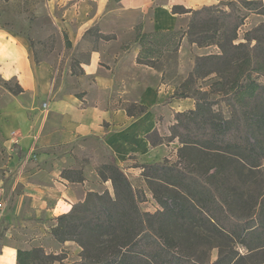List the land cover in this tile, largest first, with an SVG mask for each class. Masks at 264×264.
I'll return each mask as SVG.
<instances>
[{"label":"crops","instance_id":"crops-1","mask_svg":"<svg viewBox=\"0 0 264 264\" xmlns=\"http://www.w3.org/2000/svg\"><path fill=\"white\" fill-rule=\"evenodd\" d=\"M112 1L38 5V28L58 31L53 53L38 61L28 39L0 22V78L22 88L14 94L0 85V264H20L19 252L39 249L59 257L52 264H81L82 247L58 242L52 229L89 192L114 196L112 182L98 174L96 156H113L135 181L142 177L140 165L176 158L181 147L177 138L166 140L175 114L195 110L196 100L174 98L175 83L138 63V28L186 32L191 14L174 7L196 10L221 0ZM217 52L214 46H192L185 35L176 76L186 80L197 56ZM133 105L146 111L131 116L127 108ZM236 250L264 251L242 245Z\"/></svg>","mask_w":264,"mask_h":264},{"label":"trees","instance_id":"trees-1","mask_svg":"<svg viewBox=\"0 0 264 264\" xmlns=\"http://www.w3.org/2000/svg\"><path fill=\"white\" fill-rule=\"evenodd\" d=\"M173 10L191 14L187 31L143 33L138 28V63L163 72V80H178L174 98L196 100L195 110L175 114L176 124L166 140L180 141V161L139 166L162 208L149 213L141 208L133 182L109 157L105 169L97 171L112 182L114 196L89 192L58 217L52 229L58 242L74 241L82 247L81 264H203L194 259L193 246L205 240L206 232L216 241L211 249H218L213 264H251L254 252L242 255L237 245L249 251L264 249V195L250 200L251 210L244 208L239 218L235 212L242 200L226 191L233 187L235 173L261 169L264 162V85L258 80L264 77V23L246 32L244 41L239 37L248 14L264 15V1L221 0L196 10ZM185 35L192 46H214L218 52L197 56L194 71L183 80L176 68ZM2 86L14 94L22 92L17 83L14 88L7 82ZM220 100L230 104L229 119L214 109ZM145 111L143 106L127 108L131 116ZM182 161L203 166L200 171L184 169ZM18 256L20 264H52L59 259L40 249Z\"/></svg>","mask_w":264,"mask_h":264},{"label":"rangeland","instance_id":"rangeland-1","mask_svg":"<svg viewBox=\"0 0 264 264\" xmlns=\"http://www.w3.org/2000/svg\"><path fill=\"white\" fill-rule=\"evenodd\" d=\"M48 1L49 0H0L1 24L12 32L28 39L32 47V54L34 55L36 61L50 57L57 42L58 31L56 27L47 26L45 28L39 29L38 26L40 22L36 21V11L38 10V5L39 8L42 9L40 4H47ZM222 2L226 3L227 0H222ZM51 3L55 4V1ZM114 3L115 1L113 0L111 4L114 5ZM54 10H56V5H54ZM261 23H264V16L248 14L244 25L240 29V41H244V35L246 32L251 31ZM258 80L264 85V77H260ZM169 81L179 84L178 80L172 79ZM4 82L5 81L0 78V85H3ZM15 84L16 83L14 81L7 82L8 87L14 88ZM229 106L230 104L226 100H220L219 103L214 106V109L217 110V112L221 111L223 115L229 119L231 116H233ZM174 124H176V122ZM163 126L164 125L161 124L160 129ZM173 126L171 127V130ZM88 147L91 148V145ZM178 151L179 149L177 150L176 158H172L170 160L171 162L177 163L180 161L178 157ZM109 159V156L105 155L104 153L101 154V156H96L95 164L97 170L105 169V166L109 163ZM191 165L192 164H190L188 161H182V164H180L181 168L188 169L191 167V169L194 168L193 170L195 171H200L201 166H203L198 163L193 166ZM196 175L199 176L200 174L196 173ZM132 182L140 193L142 199L140 206L144 211L155 213L162 209L155 199L154 193L152 192V187L147 184L143 177ZM231 183L233 184V187H228V190L226 191L233 193L234 200H242L243 202L238 204V208L235 212V214L240 218L245 215V210H247V212L251 210L250 205H247L250 200H262L261 197L264 195V162L262 163L261 169H256L252 172L246 171L242 175L240 173H235ZM168 190L170 194H173L176 191L173 188H169ZM161 191L163 192L164 189ZM204 238L205 240L202 241L201 244H199L198 241H195L196 245L193 247L196 249V251H194L195 253H193V257L197 261L203 262V264H213L218 259V252L214 249H211L216 243L215 238L213 236H209V233L207 232L204 233ZM209 249L211 250L206 252ZM249 262L255 264H264V251L259 250L254 252L249 259ZM38 264L48 263L41 261Z\"/></svg>","mask_w":264,"mask_h":264},{"label":"built area","instance_id":"built-area-1","mask_svg":"<svg viewBox=\"0 0 264 264\" xmlns=\"http://www.w3.org/2000/svg\"><path fill=\"white\" fill-rule=\"evenodd\" d=\"M44 108H47V104H44ZM161 124H159V128H160ZM4 207V203L3 201H0V209H3Z\"/></svg>","mask_w":264,"mask_h":264}]
</instances>
